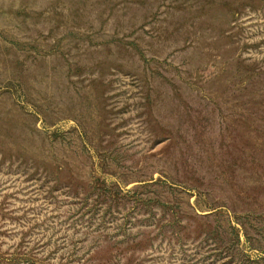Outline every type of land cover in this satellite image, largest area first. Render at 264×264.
Returning <instances> with one entry per match:
<instances>
[{
	"label": "rangeland",
	"instance_id": "374dc122",
	"mask_svg": "<svg viewBox=\"0 0 264 264\" xmlns=\"http://www.w3.org/2000/svg\"><path fill=\"white\" fill-rule=\"evenodd\" d=\"M0 264H264V0H0Z\"/></svg>",
	"mask_w": 264,
	"mask_h": 264
}]
</instances>
